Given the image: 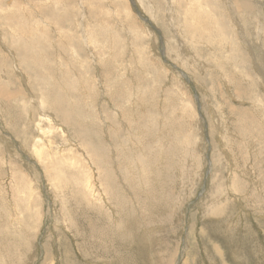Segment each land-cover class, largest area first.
Instances as JSON below:
<instances>
[{
  "label": "rangeland",
  "instance_id": "1",
  "mask_svg": "<svg viewBox=\"0 0 264 264\" xmlns=\"http://www.w3.org/2000/svg\"><path fill=\"white\" fill-rule=\"evenodd\" d=\"M263 53L264 0H0V264H264Z\"/></svg>",
  "mask_w": 264,
  "mask_h": 264
},
{
  "label": "bare ground",
  "instance_id": "2",
  "mask_svg": "<svg viewBox=\"0 0 264 264\" xmlns=\"http://www.w3.org/2000/svg\"><path fill=\"white\" fill-rule=\"evenodd\" d=\"M235 2H236V1H235ZM191 4H192V3H191ZM235 5H237V7H238V6L240 5V3H239V4H235ZM240 8H241V7H240ZM246 9H249V8H246ZM57 10H58V9H57ZM189 10H190V9H189ZM15 11H16V10H15ZM24 11H25V10H24ZM55 11H56V10H55ZM235 11H236V10H235ZM244 12H245V11H244ZM250 12H251V11H250ZM14 13H15V12H14ZM58 13H59V11H58ZM248 13H249V12H248ZM188 14H189V13H188ZM192 14H193V13H192ZM249 14H250V13H249ZM64 16H65V15H64ZM251 16H252V15H251ZM257 16H258V15H257ZM32 18H33V17H32ZM58 18H59V17H58ZM63 18H64V17H63ZM188 18H189V17H188ZM166 19H167V18H166ZM202 19H204V18H202ZM58 20H59V19H58ZM61 20H62V19H61ZM64 21H65V20H64ZM36 26H37V25H36ZM227 26H228V25H227ZM227 26H226V27H227ZM38 29H39V28H38ZM41 30H42V29H41ZM172 30H173V29H172ZM205 30H206V29H205ZM231 30H232V29H231ZM255 31H256V29H255ZM45 32H46V31H45ZM256 32H257V31H256ZM204 33H205V32H204ZM46 34H47V33H46ZM47 35H48V34H47ZM202 35H204V34H202ZM41 38H42V37H41ZM45 38H46V36H45ZM41 41H42V40H41ZM57 41H58V40H57ZM138 41H139V40H138ZM55 42H56V41H55ZM194 42H195V41H194ZM196 43H197V42H196ZM200 43H201V42H200ZM207 43H208V42H207ZM209 43H210V42H209ZM212 44H213V43H212ZM240 46H241V45H240ZM213 47H214V46H213ZM226 47H227V46H226ZM234 47H235V46H234ZM213 49H214V48H213ZM234 49H236V48H234ZM262 49H263V48H262ZM213 51H214V50H213ZM136 52H137V51H136ZM142 52H143V51H142ZM237 52H239V50H238ZM237 52H236V53H237ZM262 52H263V51H262ZM262 52H261V53H262ZM213 54H214V53H213ZM213 54H212V55H213ZM233 54H234V53H233ZM239 54H241V53H239ZM263 54H264V53H263ZM180 55H181V54H180ZM217 55H219V54H217ZM57 57H58V56H57ZM239 57H240V56H239ZM244 57H245V56H244ZM241 58H242V57H241ZM248 58H249V57H248ZM248 58H247V59H248ZM228 59H229V57H228ZM249 59H250V58H249ZM231 60H232V59H231ZM229 61H230V60H229ZM235 61H236V60H235ZM238 61H239V59H238ZM243 62H244V61H243ZM228 64H229V63H228ZM235 64H236V63H235ZM60 66H61V65H60ZM261 68H262V67H261ZM239 69H240V68H239ZM263 69H264V66H263ZM258 70H259V69H258ZM63 71H64V70H63ZM234 72H235V71H234ZM257 72H258V71H257ZM228 74H229V73H228ZM256 74H257V73H256ZM239 75H240V74H239ZM239 75H238V76H239ZM261 75H262V74H261ZM263 75H264V74H263ZM263 75H262V76H263ZM224 76H225V75H224ZM235 76H236V75H235ZM238 79H239V78H238ZM245 80H246V79H245ZM229 81H230V80H229ZM75 82H77V81L75 80ZM234 83H235V82H234ZM96 85H97V84H96ZM89 88H90V87H89ZM118 90H119V89H118ZM102 91H103V90H102ZM179 91H180V90H179ZM181 91H182V90H181ZM6 93H7V92H6ZM6 93H5V94H6ZM236 94H237V93H236ZM9 95H11V94H9ZM12 96H13V95H12ZM168 96H169V95H168ZM2 97H3V95H2ZM9 97H11V96H9ZM31 97H32V96H31ZM5 98H6V97H5ZM180 99H181V97H180ZM182 99H183V98H182ZM5 100H6V99H5ZM12 100H13V99H12ZM154 100H155V99H154ZM160 100H161V99H160ZM164 106H165V104H164ZM183 106H184V105H183ZM183 106H181V107H183ZM259 106H260V105H259ZM165 107H166V106H165ZM165 107H164L163 109H165ZM232 107H233V106H232ZM41 108L43 109V107H41ZM41 108H40V111H43V110H41ZM186 108H187V107H186ZM262 108H263V107H262ZM229 109H230V108H229ZM106 110H107V109H106ZM125 110H126V109H125ZM165 110H166V109H165ZM165 110H164V111H165ZM237 110H238V109H237ZM117 111H118V110H117ZM259 111H260V110H259ZM125 112H126V111H125ZM184 112H186V111H184ZM262 112H263V114H264V111H262ZM45 114H46V113H45ZM163 114H164V113H163ZM187 114H188V113H187ZM191 114H192V112H191ZM193 114H194V113H193ZM260 114H261V113H260ZM46 115H47V114H46ZM166 115H168V114H166ZM185 115H186V114H185ZM241 115H242V114H241ZM48 116H49V115H48ZM188 116H189V115H188ZM191 116H192V115H191ZM40 117H41V116H40ZM164 117H165V116H164ZM183 117H184V115H183ZM194 117H195V116H194ZM260 117H261V116H260ZM260 117H259V118H260ZM46 118H47V117H46ZM54 118H55V117H54ZM167 118H168V117H167ZM250 118H251V117H250ZM42 119H43V118H42ZM66 119H67V118H66ZM130 120H131V119H130ZM182 120H183V119H182ZM46 121H47V120H46ZM263 121H264V120H263ZM41 122H42V121H41ZM43 122H44V121H43ZM75 122H76V121H75ZM177 122H178V121H177ZM261 122H262V121H261ZM169 123H170V122H169ZM181 123H183V122H181ZM39 124H40V123H39ZM260 124H261V123H259V125H260ZM66 125H67V124H66ZM172 125H174V124H172ZM201 125H202V124H201ZM201 125H200V126H201ZM165 126H166V125H165ZM168 126L170 127V125H168ZM35 127H36V126H35ZM39 127H40V125H39ZM39 127H38V128H39ZM201 127H202V126H201ZM236 127H237V126H236ZM250 127H251V124H250ZM36 128H37V127H36ZM167 128H168V127H167ZM241 128H242V127H241ZM243 128H244V127H243ZM253 128H254V127H253ZM40 129H41V128H40ZM69 129H70V128H69ZM164 129H166V128H164ZM171 129H172V128H171ZM171 129H170V130H171ZM250 129H251V128H250ZM41 130H42V129H41ZM60 130H61V129H60ZM161 130H162V129H161ZM161 130H160V131H161ZM229 130H230V129H229ZM241 130H242V129H241ZM248 130H249V129H248ZM256 130H257V129H256ZM149 131H150V130H149ZM149 131H148V132H149ZM237 131H238V130H237ZM253 131H254V130H253ZM254 132H255V131H254ZM51 133H53V132H51ZM75 133H76V132H75ZM177 133H178V132H177ZM76 134H77V133H76ZM257 134H259V133H257ZM260 134H262V133H260ZM164 135H165V134H164ZM145 136H147V134H146ZM149 136H151V135H149ZM255 136H257V135H255ZM259 136H260V135H259ZM39 137H40V136H39ZM161 137H162V136H160V138H161ZM252 137H253V135H252ZM160 138H157V139H160ZM162 138H163V137H162ZM250 138H251V137H249V139H250ZM253 138H254V137H253ZM70 139H71V138H70ZM203 139H204V138H203ZM208 140H209V139H208ZM254 140H255V138H254ZM158 141H159V140H158ZM152 143H154V142H152ZM90 144H91V143H90ZM90 144H89V145H90ZM92 144H93V143H92ZM110 144H111V143H110ZM155 144H156V143H155ZM157 144H158V142H157ZM247 144H248V143H247ZM253 144H254V143H253ZM85 145H87V144H85ZM151 145H152V144H151ZM239 145H241V144H239ZM239 145H238V146H239ZM242 145H244V143H243ZM78 146H79V145H78ZM143 146H144V145H143ZM145 146H146V145H145ZM152 146H153V145H152ZM249 146H250V145H249ZM252 146H253V145H252ZM96 147H98V146H96ZM105 147H106V146H105ZM125 147H126V146H125ZM240 147H241V146H240ZM250 147H251V146H250ZM85 148H86V147H85ZM92 148H93V147H92ZM100 148H101V147H100ZM146 148H148V147H146ZM151 148H152V147H151ZM89 149H90V148L87 149L88 152H89ZM101 149L104 150L103 148H101ZM101 149H98V150L100 151ZM107 149H108V148H107ZM120 149H121V148H120ZM155 149H156V148H155ZM163 149H164V148H163ZM166 149H167V148H166ZM248 149H249V147H248ZM250 149H251V148H250ZM92 150H94V149H91V150H90V153H91V154H92V152H91ZM105 150H106V149H105ZM108 150H109V149H108ZM150 150H151V149H150ZM156 150H157V149H156ZM154 151H155V150H154ZM93 152H94V151H93ZM107 152H108V151H107ZM146 152H147V151H146ZM161 152H162V151H161ZM96 153H98V152H96ZM152 153H153V150H152ZM152 153H151V154H152ZM214 153H215V152H214ZM47 154H48V153H47ZM149 154H150V153H149ZM153 154H154V153H153ZM241 154H242V153H241ZM39 155H40V154H39ZM48 155H49V154H48ZM89 155H90V154H89ZM98 155H99V154H98ZM98 155H97V156H98ZM143 155H144V154H143ZM145 155H146V154H145ZM97 156H96V157H97ZM100 156H101V154H100ZM100 156H99V157H100ZM147 156H148V154H147ZM154 156H155V154H154ZM39 157H40V156H39ZM73 157H74V158H72V160H73V159L76 160L75 156H73ZM90 157H91V156H90ZM145 157H146V156H145ZM145 157H143V158H145ZM150 157H151V156H150ZM119 158H120V157H119ZM121 158H122V157H121ZM146 159H148V158H146ZM70 160H71V159H70ZM75 160H74L73 162H76V161H77V160H76V161H75ZM118 160H119V159H118ZM134 160H135V159H134ZM136 160H137V159H136ZM136 160H135V161H136ZM161 160H162V159H161ZM119 161H120V160H119ZM165 161H166V159H165ZM42 162H43V161H42ZM64 162L66 163L67 161H64ZM79 162H80V161H79ZM79 162H76V165H77V163L79 164ZM150 162H152V160H151ZM262 162H263V161H262ZM44 163H45V162H44ZM65 163H62V164H65ZM96 163H98V162H96ZM66 164H67V163H66ZM152 164H153V163H152ZM162 164H163V163H162ZM261 164H262V163H261ZM43 165H44V164H43ZM70 165H71V164H70ZM99 165H100V164H99ZM147 165H148V164H147ZM219 165H220V164H219ZM44 166H45V165H44ZM68 166H69V165H68ZM166 166H167V165H166ZM48 167H49V166H48ZM74 167H75V166H74ZM131 167H132V166H131ZM77 168H79V166H78ZM50 169H51V168H50ZM64 169H67V170H68V168H64ZM64 169H63V170H64ZM75 169H76V167H75ZM75 169H74V170H75ZM100 169H101V168H100ZM103 169H104V168H103ZM119 169H120V168H119ZM117 170H118V169H117ZM177 170H178V169H177ZM51 171H52V170H51ZM70 171H71V170H70ZM108 171H109V170H108ZM118 171H119V170H118ZM241 171H242V170H241ZM55 172H56V171H55ZM55 172H54V173H55ZM75 172H76V171H75ZM98 172H99V171H98ZM180 172H181V171H180ZM1 173H2V172H1ZM243 173H245V172H243ZM73 174H74V173H73ZM217 174H218V173H217ZM247 174H248V172H247ZM54 175H55V174H54ZM57 175H59V174H57ZM57 175H56V177H57ZM61 175H62V174H61ZM74 175H76V174H74ZM107 175H108V174H107ZM109 175H110V174H109ZM109 175H108V176H109ZM112 175H114V174H112ZM118 175H119V174H118ZM215 175H216V174H215ZM234 175H235V174H234ZM59 176H60V175H59ZM59 176H58V177H59ZM80 177H81V176H80ZM78 178H79V177H78ZM82 178H83V177H82ZM56 179H57V178H56ZM59 179H60V177H59ZM59 179H58V180H59ZM108 180H109V179H108ZM147 181H148V180H147ZM141 182H142V181H141ZM77 183H78V182H77ZM110 183H111V182H110ZM153 183H155V182H153ZM78 184H79V183H78ZM78 184H77V185H78ZM75 185H76V184H75ZM112 185H113V184H112ZM112 185H111V186H112ZM154 185H155V184H154ZM151 186H152V185H151ZM60 187H61V186H60ZM157 187H158V186H157ZM250 187H251V186H250ZM110 188H111V187H110ZM253 188H254V187H253ZM104 189H105V188H104ZM61 190H62V189H61ZM84 190H85V189H84ZM162 190H163V189H162ZM166 191H168V190H166ZM168 192H169V191H168ZM174 192H175V191H174ZM208 192H209V191H208ZM106 193H107V192H106ZM159 193H160V192H159ZM169 193H170V192H169ZM79 194H80V193H79ZM156 194H157V193H156ZM214 195H215V194H214ZM216 195H217V194H216ZM1 196H2V195H1ZM81 196H82V195H81ZM86 196H87V195H86ZM104 197H105V196H104ZM109 197H110V196H109ZM117 197H118V196H117ZM123 197H124V196H123ZM144 197H145V196H144ZM252 197H253V196H252ZM77 198H78V197H77ZM85 198H86V197H85ZM255 198H256V197H255ZM79 199H80V198H79ZM122 199H123V198H122ZM127 199H128V198H127ZM212 199L214 200L215 197L212 198ZM16 200H17V199H16ZM27 200H28V199H27ZM98 200H99V199H98ZM133 200H134V199H133ZM213 200H212V201H213ZM216 200H217V198L215 199V202H216ZM126 201H127V200L124 201V199H123V202H126ZM136 201H137V200H136ZM208 201H209V200H208ZM212 201H211V202H212ZM99 202H100V201H99ZM120 202H121V200H120ZM213 202H214V201H213ZM209 203H210V202H209ZM118 204H120V203H118ZM126 204H127V203H126ZM126 204H125V205H126ZM0 205H1V203H0ZM97 205H98V203H97ZM135 205H137V204H135ZM138 205H139V204H138ZM142 205H143V204H142ZM206 206H207V204H206ZM5 207H6V206H5ZM119 207H120V206H119ZM122 208H123V207H122ZM125 208H126V207H125ZM131 208H132V207H131ZM221 208H222V207H221ZM222 209H223V208H222ZM122 210H123V209H122ZM124 210H125V209H124ZM124 210H123V212H124ZM206 210H207V209H206ZM206 210H205V212H206ZM220 210H221V209H220ZM211 211H213V209H211ZM214 211H215V210H214ZM121 212H122V211H121ZM150 212H151V211H150ZM105 213H106V211H105ZM105 213H104V214H105ZM125 213H128V211H127V212L125 211ZM157 213H158V211H157ZM207 213H208V212H207ZM213 213H214V212H213ZM219 213H220V212H219ZM219 213H218V214H219ZM214 214H215V213H214ZM79 215H80V214H79ZM107 215H108V214H107ZM209 215H210V214L208 213V216H209ZM215 215H216V214H215ZM221 215H222V214H221ZM217 216H219V215H217ZM106 217H107V216H106ZM106 217H105V218H106ZM209 217H210V216H209ZM209 217H208V218H209ZM125 218H126V217H125ZM206 218H207V217H206ZM208 218H207V219H208ZM210 218H211V217H210ZM214 218H215V217H213V219H214ZM102 219H103V217H102ZM133 219H134V218H133ZM16 220H17V219H16ZM79 220H80V219H79ZM106 220H107V219H106ZM216 220H217V219H216ZM120 225H121V224H120ZM227 225H228V224H227ZM230 225H231V223H230ZM228 231H229V230H228ZM197 234H198V233H197ZM219 235H220V234H219ZM154 236H155V235H154ZM217 237H218V236H217ZM146 241H148V240L146 239ZM146 241H145V242H146ZM42 244H43V243H42ZM214 244H215V243H214ZM146 245H147V244H146ZM41 246H42V245H41ZM23 248H24V247H23ZM216 248H217V247H216ZM214 249H215V248H214ZM216 250H217V249H216ZM217 252H218V251H217ZM49 254H50V253H49ZM184 263H185V261H184Z\"/></svg>",
  "mask_w": 264,
  "mask_h": 264
}]
</instances>
